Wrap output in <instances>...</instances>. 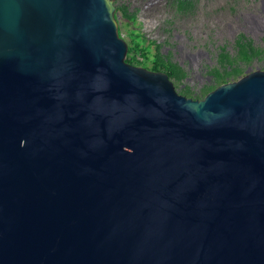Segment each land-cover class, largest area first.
Here are the masks:
<instances>
[{"label":"water","instance_id":"95a60500","mask_svg":"<svg viewBox=\"0 0 264 264\" xmlns=\"http://www.w3.org/2000/svg\"><path fill=\"white\" fill-rule=\"evenodd\" d=\"M126 53L112 0H0V264H264V70Z\"/></svg>","mask_w":264,"mask_h":264},{"label":"rangeland","instance_id":"374dc122","mask_svg":"<svg viewBox=\"0 0 264 264\" xmlns=\"http://www.w3.org/2000/svg\"><path fill=\"white\" fill-rule=\"evenodd\" d=\"M112 1L118 33L130 49L126 57L133 65L147 69L153 67L148 57L159 52H163V56L167 54L171 61L181 62L186 78L183 81L173 78L172 81L177 89L181 82L185 84L181 88L190 95L202 98L217 84L236 80L247 71L264 70V13L259 34L238 29L229 35L225 29L227 18L237 17L243 23L239 16L242 10L262 12L260 4L264 0H190L183 9L171 3L142 9L145 0ZM123 6L127 11L122 10ZM218 17L221 20L216 19ZM152 20L155 21L150 24ZM135 44L142 51L135 48ZM198 50L202 53L197 65H193L191 57L183 52ZM142 56L146 60L141 61ZM165 60L164 66L177 68V73L184 77L178 66L172 65L168 58Z\"/></svg>","mask_w":264,"mask_h":264},{"label":"flooded vegetation","instance_id":"af4514ba","mask_svg":"<svg viewBox=\"0 0 264 264\" xmlns=\"http://www.w3.org/2000/svg\"><path fill=\"white\" fill-rule=\"evenodd\" d=\"M143 1V0H142ZM189 2H190V0H145V1H143V3H144V5H143V7H142V9L143 8H149V9H153V7H155V6H161V4H165V3H171V4H174L176 7H179V8H184L185 6H187V5H189ZM150 6V7H149ZM142 11V10H141ZM155 20H152V22H150V24H152L153 22H154ZM183 54L184 55H188L189 57H191V59H192V61H193V65H197V62H198V56L201 54V53H198V52H194V53H190V52H183ZM164 55V53L163 52H159V53H157V54H155V55H152L151 57H148V59L147 60H151L152 61V64H153V66H154V64H155V61L157 60V58H159V57H162L163 59V62L164 61H166L165 59L166 58H168L169 60H170V58H169V56L167 55V54H165V56H163ZM142 58V60L141 61H143V59H145L143 56L141 57ZM147 58V57H146ZM146 60V59H145ZM171 61V60H170ZM172 62V65H176V66H178L179 67V69H180V71H182L183 73H184V77H182L181 75H179L178 73H177V68H171L170 66H168V67H166V66H158L155 70H153L152 68L153 67H151V69L150 70H153V71H163V72H165L166 74H167V76H168V78L171 80V82H172V84H173V86H174V88H175V90L179 93V94H182V95H184V96H186V97H191V98H193V99H198L199 97H195V96H193V95H190V94H188L187 92H186V90H185V88L184 89H182L181 88V86H184L185 84H182V82H181V85H180V87L177 89L176 87H175V85H174V83H173V78L175 79H177V78H179L181 81H183L184 80V78H186V74H185V72L183 71V64L181 63V62H174V61H171ZM132 64V63H131ZM227 72V71H226ZM248 72V71H247ZM174 73V74H173ZM217 73H219V72H215V74H217ZM246 73V72H245ZM181 77V78H180ZM225 82H227V81H225ZM224 83V82H223ZM221 84V83H220ZM217 85H219V84H217ZM216 85V86H217ZM216 86H214L213 88H215ZM206 88V87H205ZM213 88H211V89H206V90H208L207 92H209L210 90H212ZM188 89H190V88H188ZM203 88H201V90H202ZM204 90V89H203ZM206 92V93H207ZM206 93H204V95L206 94Z\"/></svg>","mask_w":264,"mask_h":264},{"label":"bare ground","instance_id":"6f19581e","mask_svg":"<svg viewBox=\"0 0 264 264\" xmlns=\"http://www.w3.org/2000/svg\"><path fill=\"white\" fill-rule=\"evenodd\" d=\"M260 7L262 8V12L261 11L259 12L256 9L240 11L239 16H241L243 18V23L239 22L237 17H233L232 19L227 18L228 20L225 23V29H226L227 33L229 35H232L236 31H238V29L239 30L245 29L247 31L252 32L253 34H259L260 30L263 27L264 3L260 4ZM216 19L221 20L220 17H218ZM219 34H222V32H220ZM228 37H230V36H228ZM196 52L202 53V50H198Z\"/></svg>","mask_w":264,"mask_h":264},{"label":"trees","instance_id":"16d2710c","mask_svg":"<svg viewBox=\"0 0 264 264\" xmlns=\"http://www.w3.org/2000/svg\"><path fill=\"white\" fill-rule=\"evenodd\" d=\"M116 9H118V8H116ZM122 10H126L127 11V9L126 8H124V6L122 7ZM139 46L137 45V44H135V48H138ZM139 49V51H142V49L139 47L138 48ZM130 51V49L129 48H127V52H129ZM163 58L162 57H159V58H157V60L155 61V64H154V66H153V70H155L158 66H164L163 65V60H162ZM125 60L128 62V63H131V61H130V59L128 58V57H126L125 58ZM174 74V73H173ZM218 75H219V73H217ZM192 97V96H191Z\"/></svg>","mask_w":264,"mask_h":264},{"label":"built area","instance_id":"2783aa9c","mask_svg":"<svg viewBox=\"0 0 264 264\" xmlns=\"http://www.w3.org/2000/svg\"><path fill=\"white\" fill-rule=\"evenodd\" d=\"M144 9V8H143ZM146 21H148V20H146ZM150 23V22H149Z\"/></svg>","mask_w":264,"mask_h":264}]
</instances>
